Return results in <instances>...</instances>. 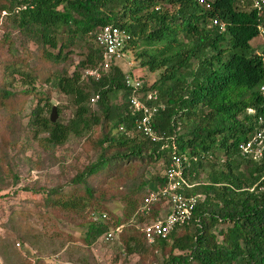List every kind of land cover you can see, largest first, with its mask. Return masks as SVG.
Segmentation results:
<instances>
[{
	"label": "trees",
	"instance_id": "16d2710c",
	"mask_svg": "<svg viewBox=\"0 0 264 264\" xmlns=\"http://www.w3.org/2000/svg\"><path fill=\"white\" fill-rule=\"evenodd\" d=\"M208 2L207 9L197 0H0V17L4 13L11 30L37 43L43 59L54 67L67 60L68 50H85L74 73L55 70V90L70 98L73 118L53 123L50 114L55 106L48 94L31 91L36 105L27 115L29 130L46 134V143L61 146L70 137L89 135L95 126L105 129L96 141L95 163L72 180L69 192L44 193V206L65 214L81 210L86 218L97 200L90 179L104 173L125 176L136 165L141 168L142 173L135 169L125 176L120 218L95 221V216L106 214L97 206L99 211L83 225L88 246L124 225L119 237L125 249L121 252L127 255L158 251L162 264H264V157L255 162L242 153L243 144L260 127L258 118L264 116L260 93L264 48L252 47L262 29L264 33V15L252 8L250 0ZM216 18L227 25L225 32L212 25ZM107 25L128 33L135 59L159 73L139 93L143 100L148 90H156L166 105L157 116L156 130L162 136L158 143L135 131L129 113L131 92L121 69L112 67L100 79L85 75L102 61L96 38ZM20 75L28 85H35L38 78L51 80L37 76L34 69ZM119 93L122 102L113 109L112 100ZM96 96L99 99L92 104ZM6 102L14 106V94L0 89V107ZM12 109L17 111L18 106ZM249 109L256 113L249 114ZM175 153L187 155L191 162L186 176L194 187L186 195L204 199L189 224L176 227L167 239L149 243L136 228L143 218L133 223L146 198L143 171L160 160L168 166ZM159 181L162 185L164 178ZM158 212L148 216L156 218Z\"/></svg>",
	"mask_w": 264,
	"mask_h": 264
},
{
	"label": "rangeland",
	"instance_id": "374dc122",
	"mask_svg": "<svg viewBox=\"0 0 264 264\" xmlns=\"http://www.w3.org/2000/svg\"><path fill=\"white\" fill-rule=\"evenodd\" d=\"M6 21L3 13L0 17V89L11 91L15 102L14 106L6 102L4 108L0 107V264H162V254L158 251L155 254L122 253L121 250L125 249L120 237L111 242H95L90 246L83 242L86 231L83 225L90 221L93 211L104 207L111 222L123 215V204L119 198L126 191L125 176L134 173L135 169L141 172L138 165L135 169H129L125 176H119L120 172L110 176L104 173L90 179V184L97 188V200L93 203L94 207L86 211V218L81 215V210L65 214L44 206L43 197L48 191L69 192L73 189L72 180L95 163L98 154L96 141L102 137L105 129L104 126H95L89 135L70 137L61 146H52L46 143V134L36 135L29 130L27 115L36 105L32 102L34 94H29L31 91L48 94L56 107L57 121L67 123L73 118L74 108L70 98L55 90V70L74 73L85 57V50H68L67 60L56 68L43 59L44 54L37 43L11 30ZM261 32L252 42V47L264 48L263 29ZM125 51L127 62L134 64L133 69L130 70L126 63H119L113 68L118 67L125 75L142 79L146 87H150L158 79L159 73L150 72L140 65L131 44ZM16 62L25 66L17 64L14 67ZM31 69L36 70L39 77H50V82L38 78L35 85H28L20 74L29 73ZM121 102L122 94L119 93L112 100L113 109ZM17 106V111L23 110L22 113L12 109ZM217 156L221 157L220 154ZM165 169L166 165L161 160L144 169L146 196L161 184L159 179H163ZM202 177V181H205V176ZM97 206L99 208L96 209ZM156 209L158 214L163 212L162 205L154 206L152 212ZM141 218L142 222L136 226L140 232L145 223L156 219L137 212L133 223L136 224ZM166 252L169 253L168 250Z\"/></svg>",
	"mask_w": 264,
	"mask_h": 264
},
{
	"label": "built area",
	"instance_id": "2783aa9c",
	"mask_svg": "<svg viewBox=\"0 0 264 264\" xmlns=\"http://www.w3.org/2000/svg\"><path fill=\"white\" fill-rule=\"evenodd\" d=\"M199 5L211 7L208 0H197ZM253 9H257L260 16L264 15V0H250ZM212 25L217 27L220 33L227 29V25L216 18ZM131 41V36L119 27L107 25L102 27L97 35L96 44L101 49L103 58L99 65L94 69L85 71V75L95 79L102 78L103 74L110 73L113 66L119 63H126L133 69V62H127L128 56L126 48ZM144 81L140 78L127 75L126 87L130 89L129 113L134 118L135 131L151 142L158 143L162 136L156 130L157 116L166 109V105L160 100L156 90H148L145 93V99H141L139 93L144 89ZM260 93L264 97V85L260 87ZM99 96L91 100L96 103ZM249 114H255L254 109H249ZM260 127L253 133L249 140L243 144V155L255 162H259L264 157V116L258 118ZM123 130V128H121ZM191 162L187 155H173L172 161L166 166L164 173V183L148 192L143 205L138 213L144 216L149 215L157 204H162L163 212L158 218L150 223H145L141 231L146 236L149 243L155 239H167L176 227L189 224L194 215V210L198 202L204 197L187 196L185 191L193 188L187 178V169ZM137 215V214H136ZM95 221H108L106 214L95 216ZM124 225H120L107 232L98 242H111L119 237L123 232Z\"/></svg>",
	"mask_w": 264,
	"mask_h": 264
},
{
	"label": "water",
	"instance_id": "95a60500",
	"mask_svg": "<svg viewBox=\"0 0 264 264\" xmlns=\"http://www.w3.org/2000/svg\"><path fill=\"white\" fill-rule=\"evenodd\" d=\"M51 121L55 123L57 121V115H56V107H53V111L51 114Z\"/></svg>",
	"mask_w": 264,
	"mask_h": 264
}]
</instances>
